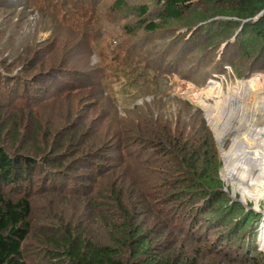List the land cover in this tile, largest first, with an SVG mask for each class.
I'll use <instances>...</instances> for the list:
<instances>
[{"label": "rangeland", "instance_id": "obj_1", "mask_svg": "<svg viewBox=\"0 0 264 264\" xmlns=\"http://www.w3.org/2000/svg\"><path fill=\"white\" fill-rule=\"evenodd\" d=\"M230 4L203 0L181 20L168 22L156 0H0V148L38 163L27 183L17 182L20 190L0 186V195L25 189L31 202V231L24 241L28 264H45V238L56 230L63 236L64 225L75 236L111 244L110 225L128 216L143 225L155 251L197 264H264V201H243L234 192L239 181H227L223 173V155L241 124L242 103L232 93L245 79L255 78L264 88V66L254 57L229 56L234 28L219 26L235 19L218 15L211 25L202 20ZM149 22L158 26L150 30ZM189 42L191 48L180 54ZM61 61L64 72L40 81V71ZM25 62L31 69L21 68ZM214 86L221 89L219 97L209 94ZM200 119L213 135L223 183L216 195H224L226 204L203 212L199 202L192 223L180 220L172 207L190 195L177 189L165 203L151 180L152 171L170 178L171 156L142 151L166 162L136 171L133 153L145 145L141 136L149 137L145 129L154 120L173 130L185 123L184 135L190 136ZM118 141L126 150L105 151ZM80 145L89 153L82 162ZM47 155L60 157L57 164L49 162L51 156L44 160ZM113 187L121 193L120 204L111 199ZM225 211H231V223Z\"/></svg>", "mask_w": 264, "mask_h": 264}, {"label": "trees", "instance_id": "obj_2", "mask_svg": "<svg viewBox=\"0 0 264 264\" xmlns=\"http://www.w3.org/2000/svg\"><path fill=\"white\" fill-rule=\"evenodd\" d=\"M202 1L156 0L160 6L162 21L167 20L168 22L181 20L184 15L192 13L195 6ZM214 1L223 0H209V2ZM228 1L232 4H230L231 7L216 9L202 20H205L204 22L208 21L209 25H211L213 23L211 19L218 15L235 19V21H221L219 26L222 28L225 26L231 28L232 26L234 28L232 31L234 40L230 42L227 48L230 53L229 56L254 57L256 65L264 66V0ZM21 4L23 5V3ZM141 10V14L147 12L146 7H142ZM204 22L198 25L199 29L208 23ZM187 23V25L191 26L190 22ZM157 26L154 22L146 24V28L150 30L155 29ZM188 30L191 31L193 28H188ZM183 46L180 54L184 53V50L191 48V42H189L188 47ZM226 56L228 58V55ZM65 65L66 63L61 61V65L58 67L51 66L44 72L40 71V81L45 77L57 76L64 72V68H61V66ZM29 66L30 63L25 62L21 68L31 69ZM198 123L199 126L195 130L192 128L193 134L185 136L184 131L187 126L185 123L180 126L177 122V127L173 130L168 123L154 120L145 129L149 137L141 136V143L145 145L139 150L136 149L133 153L136 161L134 166L136 171L142 169L145 164L154 161L159 163L166 162V160L158 161L148 156H142V151L154 148L157 149V153L160 156L165 154L171 156L167 161L174 167L170 173L168 172L170 178H162L155 175V172L152 171L151 175L154 179L151 177V180L153 182L156 180L158 182L157 185L163 190L164 193L162 195H164L165 203L171 201L167 196L176 193L177 191L175 190L177 189H180L178 192H181V194L188 193L190 195V198L187 197L176 203V205L173 204L172 207L178 210V218L180 220L192 223L196 220L195 216L199 214L196 211L200 208L199 202H202L203 207H206L203 212L217 204H226L223 203L224 195H216L223 183L219 176L220 160L216 153L213 135L206 127L203 119H200ZM136 128L138 132L143 130L138 126ZM80 146L81 150L77 151L79 152L77 154L83 157L77 160L82 162L84 156L87 157L89 153L86 150V146ZM92 146L94 145L92 144ZM126 147L128 145H123L122 142L118 141L115 145H108L105 151L119 152L126 150ZM70 154L72 155L73 153L70 152ZM50 156L49 162L53 165L57 164L60 157L54 158L52 155H47L44 160ZM36 166H38V163L32 157L9 155L4 149L0 148V186L8 187L9 190H20L17 187V182L27 183ZM136 179H138V176H136ZM24 191L22 194L19 193L15 196H9L4 193L0 195V264H28L24 257V241L31 231L30 216L32 206L28 199L27 191L25 189ZM110 192L111 199L115 203L120 204V191L118 192L113 187ZM142 198L145 200V195ZM164 208L168 209L166 205ZM171 209L168 210L172 211ZM230 213L231 211H225L224 213L225 219H228L229 223L232 222L230 219L233 217L229 218ZM249 216L251 215L244 219L245 223L241 227H237L239 229L237 234L241 233L248 224ZM119 222L122 223L117 224L114 222L110 225L111 244L95 243L86 237L75 236L73 230L64 225L61 229L62 231L64 230L63 236L60 237V231L56 230L45 238L46 249L43 253L49 257L45 264H197L196 262L193 263V259L188 260L183 259L180 255L165 254L163 249L155 251L152 240L146 234L143 225L137 224L133 216H128L124 221ZM194 229L192 228L191 231Z\"/></svg>", "mask_w": 264, "mask_h": 264}, {"label": "bare ground", "instance_id": "obj_3", "mask_svg": "<svg viewBox=\"0 0 264 264\" xmlns=\"http://www.w3.org/2000/svg\"><path fill=\"white\" fill-rule=\"evenodd\" d=\"M221 93L217 86L209 92L210 96L217 97ZM232 96L242 103L239 105L241 124L233 129L230 148L223 155L224 178L238 180L234 192L240 191L243 201L253 199L258 205L259 201H264V88L255 78L245 79L237 82ZM201 106L209 108L206 104ZM262 240L264 242V236Z\"/></svg>", "mask_w": 264, "mask_h": 264}, {"label": "built area", "instance_id": "obj_4", "mask_svg": "<svg viewBox=\"0 0 264 264\" xmlns=\"http://www.w3.org/2000/svg\"><path fill=\"white\" fill-rule=\"evenodd\" d=\"M215 77V76H214ZM213 80V79H212ZM214 81V80H213ZM215 82V81H214Z\"/></svg>", "mask_w": 264, "mask_h": 264}, {"label": "water", "instance_id": "obj_5", "mask_svg": "<svg viewBox=\"0 0 264 264\" xmlns=\"http://www.w3.org/2000/svg\"><path fill=\"white\" fill-rule=\"evenodd\" d=\"M259 16V15H258Z\"/></svg>", "mask_w": 264, "mask_h": 264}]
</instances>
